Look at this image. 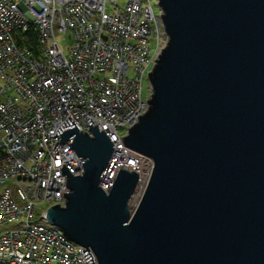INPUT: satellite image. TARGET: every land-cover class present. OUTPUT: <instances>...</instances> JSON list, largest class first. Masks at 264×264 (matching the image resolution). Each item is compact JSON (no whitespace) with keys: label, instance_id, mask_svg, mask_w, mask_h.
<instances>
[{"label":"water","instance_id":"95a60500","mask_svg":"<svg viewBox=\"0 0 264 264\" xmlns=\"http://www.w3.org/2000/svg\"><path fill=\"white\" fill-rule=\"evenodd\" d=\"M157 6L167 42L121 138L150 170L139 200L140 171L113 170L112 140L68 116L56 137L79 173L63 165L46 221L90 264H264V0Z\"/></svg>","mask_w":264,"mask_h":264},{"label":"built area","instance_id":"2783aa9c","mask_svg":"<svg viewBox=\"0 0 264 264\" xmlns=\"http://www.w3.org/2000/svg\"><path fill=\"white\" fill-rule=\"evenodd\" d=\"M116 3L0 0V225L6 226L0 264H90L86 249L45 218L50 206L65 202L63 165L79 173L71 138L60 144L56 137L68 116L87 134L91 119L112 140L113 170L139 172L143 165L121 138L148 108L150 95L142 99L141 80L167 39L162 12L154 13L149 0H127L123 9ZM107 4L114 6L113 15ZM29 30L36 35L35 54L23 45ZM62 35L71 40L68 55L56 41ZM6 181L11 185L4 186Z\"/></svg>","mask_w":264,"mask_h":264},{"label":"rangeland","instance_id":"374dc122","mask_svg":"<svg viewBox=\"0 0 264 264\" xmlns=\"http://www.w3.org/2000/svg\"><path fill=\"white\" fill-rule=\"evenodd\" d=\"M149 1L151 3V7L153 8L154 13L158 14V11H159V7L157 6L158 0H149ZM126 2H127V0H117L116 5L119 7V9H123L126 5ZM105 10L107 11V13L109 15H113L115 13L114 6L111 4H107L105 7ZM56 41H57V44H59L63 54L68 55V50L72 46L71 40L68 38V36L67 35L58 36V37H56ZM153 45H154L153 41H149L148 47L149 46L153 47ZM147 72H149V71H147ZM147 72H146V74H147ZM146 74L142 77V80H141V95H142V99L144 101L150 95L149 94V84L147 81ZM132 77H133V73L131 70H129L128 79L132 78ZM9 95H15V93L10 90ZM120 132H121V134H123V133H125V130H121ZM146 166H144V167H146ZM10 185H11L10 181H6L4 184V186H10ZM40 210L41 209H39L38 211H40ZM5 228H6V226L0 225V234L4 232L3 230H5ZM51 264H55V263H51Z\"/></svg>","mask_w":264,"mask_h":264},{"label":"trees","instance_id":"16d2710c","mask_svg":"<svg viewBox=\"0 0 264 264\" xmlns=\"http://www.w3.org/2000/svg\"><path fill=\"white\" fill-rule=\"evenodd\" d=\"M24 37V39L25 38H27L28 40L25 42V44H23L24 46H26L28 49H29V51L31 50V52L32 53H37V45H36V43H35V37H36V35L31 31V30H29V31H26V32H24L23 34H22ZM19 37V38H18ZM17 45H19L20 44V42H21V38H20V35H17ZM22 45V44H21Z\"/></svg>","mask_w":264,"mask_h":264},{"label":"bare ground","instance_id":"6f19581e","mask_svg":"<svg viewBox=\"0 0 264 264\" xmlns=\"http://www.w3.org/2000/svg\"><path fill=\"white\" fill-rule=\"evenodd\" d=\"M140 171V176L142 177V181H144L142 184H141V186H140V188L136 191L137 192V194H135V197H134V200H133V203L134 202H137L138 200H139V197L141 196V194H142V189L144 188V184H145V180H146V176L148 175V173H149V168L148 167H144V165H143V167H141V169L139 170Z\"/></svg>","mask_w":264,"mask_h":264}]
</instances>
